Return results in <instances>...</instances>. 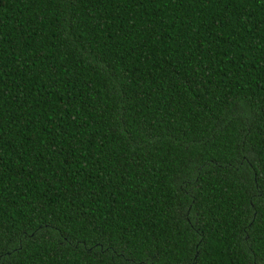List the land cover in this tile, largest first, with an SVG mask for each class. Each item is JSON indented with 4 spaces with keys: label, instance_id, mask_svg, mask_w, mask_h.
Returning <instances> with one entry per match:
<instances>
[{
    "label": "trees",
    "instance_id": "1",
    "mask_svg": "<svg viewBox=\"0 0 264 264\" xmlns=\"http://www.w3.org/2000/svg\"><path fill=\"white\" fill-rule=\"evenodd\" d=\"M0 264H264V0H0Z\"/></svg>",
    "mask_w": 264,
    "mask_h": 264
}]
</instances>
